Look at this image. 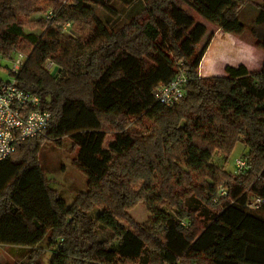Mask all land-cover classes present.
Here are the masks:
<instances>
[{
    "label": "trees",
    "instance_id": "16d2710c",
    "mask_svg": "<svg viewBox=\"0 0 264 264\" xmlns=\"http://www.w3.org/2000/svg\"><path fill=\"white\" fill-rule=\"evenodd\" d=\"M20 3L0 0V61L29 45L17 84L51 119L0 161V244L25 249L18 264H38L43 240L47 264H264V60L198 73L214 35L203 20L235 21L264 50V0H62L30 31ZM179 69L184 94L165 106L155 92ZM63 137L87 178L69 203L38 159L42 140ZM237 143L244 170L212 162ZM139 201L143 223L128 213Z\"/></svg>",
    "mask_w": 264,
    "mask_h": 264
},
{
    "label": "rangeland",
    "instance_id": "374dc122",
    "mask_svg": "<svg viewBox=\"0 0 264 264\" xmlns=\"http://www.w3.org/2000/svg\"><path fill=\"white\" fill-rule=\"evenodd\" d=\"M62 0H21L24 5V11L18 14L19 21L25 30H36L42 27V19L44 20L46 9L53 3H58ZM255 2H261L262 0H253ZM20 3V4H21ZM140 1H137L132 7H126L120 9L119 15L114 19L111 18L113 24H121L126 21L128 15L139 8ZM250 6L246 10H249ZM102 20H107V15L100 12ZM196 16V15H195ZM196 18L199 19L198 16ZM203 20V19H202ZM203 22L206 24L209 31H218V28H222L228 32V37H230L231 42L228 44L227 51L222 54V56L230 60L233 66H237L240 63L246 64L249 70H258L261 67L262 59H264V50L260 47L259 42L251 35L249 30L235 21L227 22L222 27H217L205 20ZM251 23V21H247ZM67 32H73L70 27L64 26ZM79 34V32H75ZM221 39L219 36L216 37V47L219 45ZM16 48L27 53L29 50V45L23 41H19ZM223 58V59H224ZM0 80H7L11 78L8 70L12 66L11 59H2L0 61ZM207 55L202 58L201 68L204 69L209 65ZM49 62L46 63L47 69L53 70L52 67H48ZM205 72V71H204ZM138 130L142 131V128ZM61 144L57 145L49 140H42L40 148L38 150V159L40 165L44 169L47 177L51 179V185L55 188L63 199L69 203L73 200L76 193L82 191L86 188L87 178L83 172L74 166L73 159L76 154V148L73 147L71 141L68 137H63L61 139ZM246 148L241 143H237L233 151L230 153L227 159L222 155H214L212 162L219 168L234 172V160L238 157H242ZM128 213L132 218L138 222L143 223L149 219V212L147 211L144 203L142 201L137 202L133 207L128 210ZM42 249V254L37 257L38 264H47L50 258L51 252L46 247V241L43 240L39 245ZM22 253L12 254L7 249V245L0 244V262H8L9 264H18Z\"/></svg>",
    "mask_w": 264,
    "mask_h": 264
},
{
    "label": "built area",
    "instance_id": "2783aa9c",
    "mask_svg": "<svg viewBox=\"0 0 264 264\" xmlns=\"http://www.w3.org/2000/svg\"><path fill=\"white\" fill-rule=\"evenodd\" d=\"M51 18L52 12L48 11L45 19ZM25 59L24 52L14 49L12 66L8 70L11 78L0 82V161L12 154L20 143L39 137L51 119V111L43 107L40 96L17 84V75ZM52 65L50 61L48 67ZM186 82L185 72L179 69L170 82L157 88L155 96L163 105L171 106L183 96ZM245 168L246 162L242 157L234 160L236 173Z\"/></svg>",
    "mask_w": 264,
    "mask_h": 264
},
{
    "label": "crops",
    "instance_id": "0c3cea01",
    "mask_svg": "<svg viewBox=\"0 0 264 264\" xmlns=\"http://www.w3.org/2000/svg\"><path fill=\"white\" fill-rule=\"evenodd\" d=\"M219 36L221 39V43L217 45L216 47V37ZM231 42L230 37H228V32L226 30L222 31V28H218V31H214V35L205 50L203 57L207 55L208 60L210 62L209 65L204 69L201 68V62L198 67V73L200 76H207V75H218V74H224V68L226 65H232L231 59L227 62L226 57L224 58L222 54L227 51V48L229 47L228 44ZM202 57V58H203ZM224 58V59H223ZM264 60V59H262ZM202 61V59H201ZM244 64V63H242ZM262 64V63H261ZM246 66V64H244ZM247 67V66H246ZM7 249L10 251V253L19 254L25 251L24 248L18 247V246H11L7 245Z\"/></svg>",
    "mask_w": 264,
    "mask_h": 264
},
{
    "label": "water",
    "instance_id": "95a60500",
    "mask_svg": "<svg viewBox=\"0 0 264 264\" xmlns=\"http://www.w3.org/2000/svg\"><path fill=\"white\" fill-rule=\"evenodd\" d=\"M56 69H57V66H54L51 73L53 74L56 71Z\"/></svg>",
    "mask_w": 264,
    "mask_h": 264
}]
</instances>
